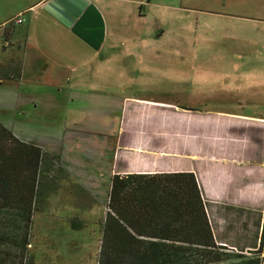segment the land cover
<instances>
[{"label":"crops","instance_id":"1","mask_svg":"<svg viewBox=\"0 0 264 264\" xmlns=\"http://www.w3.org/2000/svg\"><path fill=\"white\" fill-rule=\"evenodd\" d=\"M233 2L238 15L232 19L264 28V0ZM152 5L151 0H0V121L21 140L59 156L77 186L70 194L87 201L86 207L107 203L115 174L195 172L217 242L251 256L263 232L264 160L253 164L247 149L189 152L182 107L139 95L150 87L136 80L139 62L150 58L137 50L150 40ZM20 16L22 23L15 21ZM38 118L58 120L64 134L50 140L23 129L37 125ZM206 156L214 161L203 168L192 162ZM258 171L263 179L251 184ZM250 185L259 187L262 201L245 191ZM233 188L237 194L228 197ZM262 256L264 264V250Z\"/></svg>","mask_w":264,"mask_h":264},{"label":"rangeland","instance_id":"2","mask_svg":"<svg viewBox=\"0 0 264 264\" xmlns=\"http://www.w3.org/2000/svg\"><path fill=\"white\" fill-rule=\"evenodd\" d=\"M151 3L150 40L137 50L150 58L139 62L142 74L136 80L150 87L141 86L139 95L182 107L188 115L189 152L198 148L200 153L218 155L247 149L253 164L264 160V28L232 19L230 15H238L233 0ZM36 121L37 125L30 122L23 129L50 140L64 134L58 120ZM195 158L200 160L190 161L198 168L214 161L209 156ZM260 171L264 173V164ZM260 171L251 177V184L256 177L263 179ZM70 180L59 181L61 188L37 204L31 245L25 250L27 258L33 256V264L99 262L106 200L86 207L87 201L81 203L79 196L70 194L77 190ZM245 191L251 196L252 191L257 193L256 202L262 201L259 187L250 185ZM229 192L228 197L237 194L235 188ZM73 216L84 220L85 227L73 228L69 221Z\"/></svg>","mask_w":264,"mask_h":264},{"label":"trees","instance_id":"3","mask_svg":"<svg viewBox=\"0 0 264 264\" xmlns=\"http://www.w3.org/2000/svg\"><path fill=\"white\" fill-rule=\"evenodd\" d=\"M72 176L59 156L0 121V264L34 263L25 250L37 204ZM208 205L193 171L115 174L98 264H263L264 230L251 256L230 251L215 238ZM69 221L85 227L78 216Z\"/></svg>","mask_w":264,"mask_h":264},{"label":"built area","instance_id":"4","mask_svg":"<svg viewBox=\"0 0 264 264\" xmlns=\"http://www.w3.org/2000/svg\"><path fill=\"white\" fill-rule=\"evenodd\" d=\"M15 21L18 22V23H22L23 18H22L21 16H20V17H17V18L15 19Z\"/></svg>","mask_w":264,"mask_h":264}]
</instances>
